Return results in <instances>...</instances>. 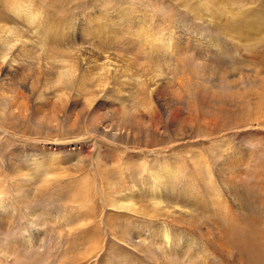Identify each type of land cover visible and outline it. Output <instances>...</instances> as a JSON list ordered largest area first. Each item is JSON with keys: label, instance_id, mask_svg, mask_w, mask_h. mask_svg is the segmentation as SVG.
I'll return each instance as SVG.
<instances>
[{"label": "rangeland", "instance_id": "rangeland-1", "mask_svg": "<svg viewBox=\"0 0 264 264\" xmlns=\"http://www.w3.org/2000/svg\"><path fill=\"white\" fill-rule=\"evenodd\" d=\"M186 2H23L41 30L0 65L1 264H264V0Z\"/></svg>", "mask_w": 264, "mask_h": 264}, {"label": "bare ground", "instance_id": "bare-ground-1", "mask_svg": "<svg viewBox=\"0 0 264 264\" xmlns=\"http://www.w3.org/2000/svg\"><path fill=\"white\" fill-rule=\"evenodd\" d=\"M3 1V2H2ZM25 0H23V1H20V0H0V2L2 3V4H0V6H1V8H0V23H2V24H5V27H0V65L2 64V63H5V62H15L16 60V57H17V55L18 54H22V56L24 55L26 58H31V54H30V50H28V48H32L33 47V44L35 43L34 41L33 42H31L29 39H27V36H28V34L27 33H31V34H35V33H40V26L38 25L39 24V22H37L35 19H37V20H40L36 15H35V13L34 14H32V12L31 11H33L32 10V7L31 6H24L23 4V2H24ZM27 1V0H26ZM179 3H183L184 1H186V0H177ZM188 1H190V0H187V2ZM29 2V1H28ZM186 2V3H187ZM224 2H225V0H202V7L203 6H216L217 7V11L218 12H223V11H227V9H228V4H224ZM32 3V2H31ZM27 4V3H26ZM24 10V14H22V10H21V8ZM35 7V6H34ZM185 7H186V4H185ZM10 15V16H9ZM17 15H25V19L27 20L28 19V24H30L31 26L33 25L34 27H32V28H27L26 26H24L23 25V27H24V30L23 29H21V28H19V26H17V24H15L14 23V21H16V20H14V19H16V18H18L19 19V17L17 16ZM14 16V17H13ZM8 17V18H7ZM23 17V16H22ZM9 18L10 19H12V21L13 22H11L10 20H9ZM33 18V19H32ZM18 19H17V21H18ZM5 20H7V22L9 23V22H11L12 23V25H10V23L8 24V25H10V26H8L7 25V23H6V21ZM27 22V21H26ZM18 24H19V21H18ZM29 25V26H30ZM8 26V27H7ZM22 27V28H23ZM45 27V26H44ZM52 27V26H51ZM67 27V26H66ZM45 31V30H44ZM48 33V32H47ZM31 34H29V35H31ZM140 34V35H139ZM188 33H185L184 35L186 36L185 38L183 37V34H182V36H178L176 39H168V40H164L163 41V43H161V45L163 44V45H165L166 46V48L164 49V52H166L165 54H171L170 53V51H169V48H173V45H175V47L174 48H176V46L177 47H179V49L181 48V46H186L185 44H186V42L187 43H189L190 42V40H189V36H190V34H188ZM135 37H136V39H134V40H132V42H135V44L136 43H138V46L139 45H145V44H152V46H160V43L159 42H157V43H159V45L157 44H154V41H155V39L154 40H151L148 36L146 37V36H144L142 33H138V35L136 34L135 35ZM157 39V38H156ZM160 40V39H159ZM204 40H206V41H208V43H212V45L213 46H215V47H217V46H219L220 44L217 42V41H214V39L212 40H209V38H204ZM31 42V44L29 45L28 44V42ZM178 43V44H177ZM126 44H128V42L126 43ZM134 43H131V46L133 45ZM134 44V45H135ZM136 46V45H135ZM140 48V47H139ZM217 49H219V48H215V49H211V50H217ZM12 51H14V52H12ZM209 51H210V49H209ZM45 52V51H44ZM32 53V52H31ZM41 53V52H40ZM172 53H173V51H172ZM86 54V53H85ZM88 54V53H87ZM167 54V55H168ZM38 56V55H37ZM170 56V55H169ZM168 56V57H169ZM62 57V56H61ZM89 57V56H88ZM106 58V57H105ZM108 58V57H107ZM173 58V57H172ZM24 59V58H23ZM169 59H171V57L169 58ZM26 60V59H25ZM28 60V59H27ZM104 60V59H103ZM102 60V61H103ZM34 61V60H33ZM54 61H56V60H54ZM107 61V60H106ZM108 61H110V59L108 60ZM168 62H170L169 60H167ZM28 62V61H27ZM32 62V61H31ZM90 62V61H89ZM18 63V62H17ZM59 63V62H58ZM93 63V62H92ZM110 63V62H109ZM112 63V62H111ZM60 64V63H59ZM101 64V63H100ZM99 64V65H100ZM107 64H108V62H107ZM113 64V63H112ZM71 65V64H70ZM85 65V64H84ZM87 65V64H86ZM95 65H96V63H95ZM94 65V66H95ZM102 65V64H101ZM109 65V67H110V64H108ZM108 65L106 66L105 64H103V68H104V66H105V68H107L108 67ZM68 66V65H67ZM73 65H71L70 67H72ZM92 67H93V65H91ZM58 67V66H57ZM62 67V66H61ZM96 67V66H95ZM97 67H98V65H97ZM56 68V67H55ZM74 68V67H73ZM162 68V67H161ZM57 69V68H56ZM58 69H61V68H58ZM68 69V68H67ZM71 69V68H70ZM111 69V68H110ZM112 69H113V67H112ZM163 69V68H162ZM55 70V69H54ZM72 70V69H71ZM75 70V69H74ZM97 70V69H96ZM56 71V70H55ZM101 71H103V70H101ZM100 70H99V72L98 73H100L101 72ZM111 71V70H110ZM113 71V70H112ZM157 71V70H156ZM76 72V71H75ZM85 72H86V70H85ZM107 72V71H106ZM77 73V72H76ZM110 73V72H109ZM118 73V72H117ZM57 74V73H56ZM58 74H60V79H61V81L62 80H73V78L75 77V73H74V71H70V70H64V69H62L61 70V73H58ZM75 74V75H74ZM95 74V73H94ZM102 74V72L100 73V75ZM106 74V76H107V73H105ZM78 75V74H77ZM84 75V74H83ZM98 75V74H97ZM104 75V74H103ZM102 75V76H103ZM122 75V74H121ZM95 76V75H94ZM112 76V75H111ZM116 76V75H115ZM82 77V76H81ZM80 77V78H81ZM92 77V76H91ZM90 77V78H91ZM101 77V76H100ZM99 77V78H100ZM117 77V76H116ZM85 78H87V77H85ZM84 78V79H85ZM96 78V77H95ZM99 78L97 79V80H99ZM102 78H104V77H102ZM113 78V77H112ZM121 78V77H120ZM76 79V78H75ZM116 79V78H115ZM89 80V79H88ZM92 80V79H91ZM108 80V79H107ZM107 80H106V82H107ZM60 81V82H61ZM90 81V80H89ZM104 81V80H103ZM102 81V82H103ZM57 82V81H56ZM58 82H59V80H58ZM68 82H70V81H68ZM94 82V81H93ZM98 82V81H97ZM98 83H100V82H98ZM64 84V83H63ZM75 84V83H74ZM90 85H91V83H89ZM101 84V83H100ZM108 84V83H107ZM60 85V84H59ZM97 85V84H96ZM102 85V84H101ZM94 83H93V88H94ZM103 86V89H102V91L105 89L104 88V85H102ZM106 86V85H105ZM96 87V89H98V90H100L98 87V85L97 86H95ZM101 87V86H100ZM90 88H92V86L90 87ZM65 89H66V87H65ZM11 94V93H10ZM9 96V95H8ZM136 102V101H135ZM134 102V103H135ZM135 110V109H134ZM130 111V110H129ZM128 112V111H127ZM123 122H124V120H123ZM134 126V125H133ZM2 130V129H1ZM230 183V182H229ZM229 185V184H228ZM233 185V184H232ZM234 189V188H233ZM233 194V193H232ZM231 198H232V201L233 202H236V201H238L237 200V193H235L234 192V194L233 195H231ZM128 203H124V204H115L114 206H112V207H114V208H116V209H123V208H126V209H128L131 205H127ZM239 205V204H238ZM133 206V205H132ZM135 207V206H134ZM133 207V208H134ZM242 207V206H241ZM243 208V207H242ZM242 210V209H241ZM221 212V211H220ZM153 232V234L154 235H156V230L154 231H152ZM220 237V236H219ZM168 237H167V235H166V233H164L163 234V239H167ZM182 239V238H181ZM180 239V240H181ZM18 243V242H17ZM217 245V244H216ZM215 245V246H216ZM10 248L12 247L13 248V246H9ZM8 247V248H9ZM216 247H219V246H216ZM191 248V247H190ZM147 249V248H146ZM185 249V248H184ZM25 250V249H24ZM187 250V249H186ZM220 250V249H219ZM221 251V250H220ZM225 251H227V250H225ZM190 252V251H189ZM185 253V252H184ZM189 255V254H188ZM1 264V263H0Z\"/></svg>", "mask_w": 264, "mask_h": 264}]
</instances>
